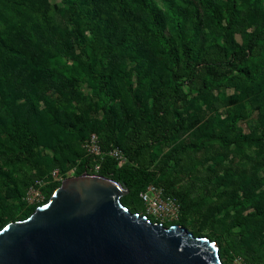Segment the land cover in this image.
Listing matches in <instances>:
<instances>
[{"label":"trees","instance_id":"trees-1","mask_svg":"<svg viewBox=\"0 0 264 264\" xmlns=\"http://www.w3.org/2000/svg\"><path fill=\"white\" fill-rule=\"evenodd\" d=\"M195 1L194 10L178 5L175 11L173 7L164 10L157 0H62L68 30L60 20L59 9L49 0H0V126L6 132L5 137L0 136V204L5 202L2 194L8 189L21 197L22 205H27L26 211L12 222L26 219L39 206L27 204L22 197L44 177L40 172L28 174L23 166L13 171L9 165L16 160L9 155L17 152L32 159L40 158L42 149L47 147L60 156L53 159L57 167L50 170L51 183L44 187L45 203L61 184L53 181L51 172L56 168L62 172L76 168L78 175L100 174L125 183L129 192L122 197L123 203L128 208L133 204L130 210L140 214L145 208L140 193L150 183L162 185L181 205L179 219L165 225H184L187 218L184 212L191 198L181 186L175 187L184 177L163 179V175L179 148L192 145H178L164 155L156 151L180 132L182 120L178 108L192 104L191 90L202 92L208 100L206 90L210 92L212 87L208 76L218 80L234 72L235 84L246 94L254 95L261 120L260 132L244 133L237 125L241 116L237 114L230 118L224 130L215 134L226 146L262 142L264 89L260 80L264 77V59L260 65L255 63L252 50L259 43L264 44V0H249L256 15L246 17L244 23L237 0ZM182 10L186 11L185 19L190 16L193 19L192 34L177 45L167 29L170 20L183 22ZM247 27L255 30L251 37L239 43L235 34L240 31L245 36ZM209 31L215 36L197 45L196 36ZM74 44L87 59L75 53ZM129 52L141 58L134 66L139 76L136 85L120 79L119 63ZM106 56L109 64L105 66ZM96 59L102 64L100 70L96 69ZM161 59L167 61L163 69L156 64ZM82 68L87 72L83 73ZM183 77L185 81L180 80ZM79 82H86L96 90L104 111V133L98 135L94 127L82 131L81 138H86L83 149L76 147L78 134L71 130L83 120V115L74 112L71 106L74 99L81 97ZM184 83L189 86L188 92L183 89ZM53 89L62 91L58 102L47 95ZM230 101L236 102V97ZM92 134L98 136L102 157L90 154L84 146ZM115 147L122 150L125 161L120 162L109 154ZM98 163L100 168L96 171ZM229 169L218 161L213 171L216 175ZM230 182L219 197L201 204L196 211L198 218L221 210L245 189V181ZM250 191L246 192L248 198ZM134 198L139 200L138 205L133 203ZM250 208L252 212L248 215L264 219V189L251 198ZM235 243V240L228 242L236 254H243L245 262L264 264V247L257 250L247 246L241 252Z\"/></svg>","mask_w":264,"mask_h":264},{"label":"rangeland","instance_id":"rangeland-1","mask_svg":"<svg viewBox=\"0 0 264 264\" xmlns=\"http://www.w3.org/2000/svg\"><path fill=\"white\" fill-rule=\"evenodd\" d=\"M49 1L59 9L60 20L62 19L63 26L69 30L70 26L63 19L62 9L64 5L62 0ZM157 1L164 10L173 7L175 11L178 5L190 7L194 10L197 4L195 0ZM219 2L232 3L231 0H219ZM237 3L239 12L243 16L242 23L245 22L246 17L256 15L252 11L253 8L249 0H237ZM201 13H203V9H201ZM181 15L184 17L183 22L177 24L176 21L170 20L167 29L168 34L176 40L177 45H180L183 40L185 41L192 34L193 19L191 16L185 19V10H182ZM254 30V27H247L245 36L237 31L235 37L239 43H243L244 38L251 37ZM214 36L213 31H209L205 35H197V45H201L202 42H209ZM74 48L77 55L87 59L76 44H74ZM86 48L90 51V47L87 46ZM62 49H64L63 46ZM252 51L255 57L254 62L260 65L261 60L264 59V44L259 43ZM139 59H141L140 56L134 55V53L124 54L122 61L119 63L121 68L120 79L123 82H132L133 85L139 83V76L134 68ZM103 62L105 66L108 65L109 56H106ZM166 62L165 59L158 60L156 62L157 67L163 69ZM95 64L96 69L100 70L101 62L96 59ZM82 71L83 73L87 72L83 68ZM208 79L212 82V87L209 89L211 91L206 90L208 100L204 99L202 92L191 90L192 104L189 107L181 105L178 108L182 120L180 132L173 139L159 146L156 152L159 155H164L178 145H192V147H184V149L179 148L178 155L171 160V166L163 175V179L167 177H184V180L175 186H181L191 198V203L187 205L184 212L187 215L184 225L196 236H206L214 241L218 246L224 264H240L239 261L244 260V256L243 254H236L235 250L228 244L229 241L235 240V248L241 252H244L247 246L255 247L257 250L264 247V219H257L248 215L252 212L250 208L251 198H256L260 191L264 189V139L255 145L243 142L226 146L215 133L219 134L220 131L224 130L230 118L237 114L241 115L237 125L244 133L260 132V114L255 109L256 99L254 95L246 94L244 90L235 84L234 72L218 80H213L212 76H208ZM180 80L185 81V78L183 77ZM260 85L264 89V77L260 80ZM78 87L82 93L81 97L74 99L71 106L74 112L83 115V120L80 124L72 126L71 130L78 134L75 137L76 147L83 149L86 138H81L82 131L94 127L97 129L96 133L98 135L104 133V111L99 105V96L95 89L86 82H79ZM183 89L185 92L189 91L187 83L183 84ZM47 95L54 102L62 99L61 89L50 90ZM231 97H236L237 101H230ZM147 105L150 106V100L147 101ZM0 136H6L5 129L2 126H0ZM9 156L16 160V163L9 165V168L16 171L20 166H23L28 174L40 172L44 177V180H42L45 181L43 187L47 188L51 183V179L48 177L49 172L52 168L57 167L53 159L58 158L60 154L54 149L44 147L40 158L32 159L26 154L17 152H11ZM218 161L229 166V171L222 170L215 175L213 168ZM66 164L70 163L67 162ZM75 169L70 168L66 171L68 172V178L79 176L76 174ZM233 179L245 181V189L239 192V196L221 210L210 213L209 216L198 218L196 211L201 204L219 197L221 191L229 187L230 181ZM249 190H251V198L246 197L248 195L246 192ZM23 192L22 189L20 193ZM2 197H4L5 202L0 204V214L3 217V220H0V227L4 223L6 224L0 230L12 222L13 218H17L21 213H24L27 207L26 204L22 205L21 197L12 194V191L8 189L2 194ZM121 200L123 202L122 198ZM133 203L138 205L139 200L134 198ZM131 208H133V204L130 205L129 209ZM242 216H246L247 219ZM237 222H240L241 225H235Z\"/></svg>","mask_w":264,"mask_h":264},{"label":"water","instance_id":"water-1","mask_svg":"<svg viewBox=\"0 0 264 264\" xmlns=\"http://www.w3.org/2000/svg\"><path fill=\"white\" fill-rule=\"evenodd\" d=\"M128 192L100 174L65 179L0 230V264H224L210 238L132 212L121 200Z\"/></svg>","mask_w":264,"mask_h":264},{"label":"built area","instance_id":"built-area-1","mask_svg":"<svg viewBox=\"0 0 264 264\" xmlns=\"http://www.w3.org/2000/svg\"><path fill=\"white\" fill-rule=\"evenodd\" d=\"M84 146L92 155L102 157L104 154L96 134H92V136L85 142ZM109 154L118 159L120 162L126 160L124 153L118 147L112 148ZM99 168L100 163L95 165L96 171ZM51 177L53 181L62 183V181L68 178V172H62L60 169L56 168L51 172ZM44 184L45 181L42 179L37 180L28 188L24 196V200L28 204H35L39 206L44 204L46 201V194L43 189ZM140 197L145 204L144 211L141 212L142 215H147L150 219H155L157 222H161L164 225L175 222L179 219L181 213L180 202L174 195L168 194L162 185L150 183L140 193ZM239 263L248 264L243 259H241Z\"/></svg>","mask_w":264,"mask_h":264}]
</instances>
